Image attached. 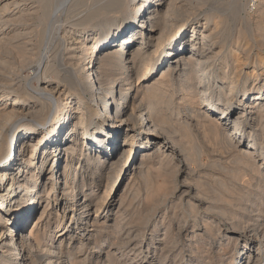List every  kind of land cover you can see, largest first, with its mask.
I'll return each instance as SVG.
<instances>
[{"label":"bare ground","instance_id":"obj_1","mask_svg":"<svg viewBox=\"0 0 264 264\" xmlns=\"http://www.w3.org/2000/svg\"><path fill=\"white\" fill-rule=\"evenodd\" d=\"M243 10L241 0H0V264H85L63 241L109 228L116 178L160 162L171 186L150 200L144 226L169 197L181 213L173 234L146 243L147 263L192 264L177 245L191 252L222 227L244 240L237 264H261L264 203L254 221L248 209L264 196V0L253 20ZM199 135L230 158L210 157L211 184L205 144L184 141ZM51 201L55 215L71 213L55 230ZM107 239L92 248L112 262Z\"/></svg>","mask_w":264,"mask_h":264},{"label":"rangeland","instance_id":"obj_2","mask_svg":"<svg viewBox=\"0 0 264 264\" xmlns=\"http://www.w3.org/2000/svg\"><path fill=\"white\" fill-rule=\"evenodd\" d=\"M260 1H261L260 3L258 2L259 4L256 3V7L260 6L263 0H260ZM241 3H242V6L244 8L243 13L241 15L247 16L248 18L253 20L254 19V9L256 8L253 5V3H255V0H241ZM114 12H116V11L110 12L109 14L111 15ZM106 21H108V20L104 19L100 22V24H98V26L95 24H92L91 26L85 27L84 30L93 29V28L98 29V30L102 29L107 25ZM157 77H158V75L155 78H157ZM90 89L92 90L93 87L91 86ZM184 141H185V143L190 142L189 144L193 143L192 147H193V145H196V144H197L196 146H200L201 143H202V145L205 144L204 145L205 150L202 151V153L200 154V158H199L203 164V168L201 169L200 174L203 176L202 178H205V180H207L208 184H211L212 182L210 181V177L212 175L214 176L217 174L219 167L215 166V168H214L213 166L209 165L208 162L210 160V157L213 156L211 158H215L218 162L222 163V165L229 164L230 158L228 157V155L226 153H224L225 152L224 149L220 148L216 144H211L209 142H205L202 135L201 136L199 135L195 138H192V137L185 138ZM189 148H190L189 149V151H190L191 146H189ZM138 157H140V153L133 150V154L131 156L132 160H134ZM153 159H154V161L158 160L157 157H154ZM150 164H152V163H150ZM162 164H163L162 162H160L158 164H156V163L153 164L152 165L153 172L152 171L149 172V174L147 176L143 175L144 177L141 176L140 174L137 175V174H135V172H133V170H132L133 165H131L129 168H127L126 172L122 173L119 176V178H116L117 180H115V182H113V185L109 189V192H108V198L105 199L107 201V200H110V198H115V201L112 205V208L110 209L111 211H109V214L107 216V219H110L109 224L111 226L109 225V228H105L106 230L104 229V231H103V229H101L100 234L93 233V235L91 236L92 238L89 237V239H88V236L85 239V236L81 235V238L83 237L82 240H80V238L78 236H75V237L73 236L69 239V241H70L69 244L67 243L68 239L66 241H63L62 245L65 248L62 251L65 253L64 250H66L67 247H70L71 250L76 251V253L78 252L77 254L73 252L74 255L77 257V259L86 258L85 264H106V263L107 264H148L146 261L147 259H145L144 256L142 255L143 253H141V252H144V250L146 251V246H147L146 243L147 244L149 242H150V244L154 243V241L158 237L159 238L163 237V239L167 238V235L165 233L167 231H168L167 233H170V235L173 234L175 231L174 229H175L177 222H178L177 218H178L179 214L181 213L179 208L177 206H175V205H177L178 201L174 197L173 198L167 197L168 198V200L166 199L167 200L166 201L167 202L166 203L167 208L161 207L157 212H155V216L153 218L154 219L153 223H150V224L144 226L145 213H146L145 210L148 209V207L150 206V204L152 203L153 199L156 196L160 197V195L164 192V190L166 188H170V186H171V184L169 183V177L167 178L166 175L164 176L165 171L162 168V166H163ZM159 173H161V174H159ZM57 176H58V174H57ZM153 177H155V178H153ZM164 179L167 182H165ZM180 179L181 178H178L179 181H180ZM59 181H60V179H59ZM162 182H165L164 183L165 186L163 185V187H161L163 184ZM103 183H104V180H102V182L101 181L97 182V186L95 187L96 188L95 191L97 194L103 190V188H104ZM160 183H161V185H160ZM151 184H153V185H151ZM55 186L58 187V182ZM158 186H159V188H158ZM43 187H44V185L41 186V191L43 190ZM154 187H157L159 190L157 188H154ZM156 191H157V193H159V195L156 193ZM148 192H149V194H148ZM152 192H154V193L150 194ZM55 194H57V193H55ZM253 195H252V201H251V203L249 205V209H248L250 221H254L253 220L254 216L252 217V214H254L255 212L257 214H259L260 209H262L263 203H264V196H260V195L257 196L258 194H253ZM147 197H148L149 201H148ZM158 197H156V198H158ZM151 199H152V201L150 202ZM184 202L186 203V200ZM119 203H121L122 209L119 213L120 215L117 214V215H119V216H117V215L112 214L111 212L115 213L116 207L118 206ZM52 204H53V202L51 201L50 206L48 208L49 214H47V218L49 217V219H48V221H49L48 225L50 226L49 229L55 230L56 225L58 223V219H60L63 224L64 223L69 224L71 222L69 219L71 217L70 216L71 213H69V215L66 217L67 220L69 221V222H67L66 218L61 217V213L58 215H55L56 210L60 209V207L59 206H57V207L52 206ZM41 205L42 204L37 205L35 210H34L35 211L34 212L35 220L37 219V217L41 213V210H43V207H41ZM257 207L259 208V210L255 211V209ZM96 214H99V212H97L94 209H91L89 212L90 218H93L94 215H96ZM115 216H117V218H119V219L121 218L120 221H118L119 222L118 228H117V225L114 224V217ZM154 223H156L157 226L154 225ZM212 224L214 225V223H212ZM114 225L116 227H114ZM154 226L156 228H154ZM73 227H74V225H71L69 227L70 230L68 231V234L71 233V229ZM221 228L218 229V226L216 227V229H218L217 230L218 232L214 229V231L211 235L212 238L209 235H207L205 239L199 238V237L195 238V240L192 241V250L193 251L191 250V252L186 251L187 248L189 247L186 244L184 246H182V248L178 244L177 245L178 247L176 249L183 250L182 255H186V254L189 255L190 254L189 258L191 259L192 264H237L238 262L236 260L238 259V252H239L240 248L244 245L243 244L244 240H242V239L234 240V238L230 235V232L225 231L224 228H222V230H221ZM26 229H28V228H26ZM41 229H42V225H39V228H37V231L39 230V232H41L40 231ZM114 229H115V231H114ZM151 230H152V232H151ZM45 231H47V230H45ZM221 231H223V232H221ZM215 232H217V233H215ZM143 234H144V237H143ZM189 235L193 236L192 233H189ZM66 237H68V235H66L65 238ZM97 237L100 239L96 240V239H98ZM214 237H216V238H214ZM106 238H108L107 240H105V242L107 241L106 244L111 242V241H113L115 243L114 247L116 250V252H115L116 254L114 257L115 259L113 258L112 262H108V260H106V258H104L103 256L99 257V259H98L97 256L95 255L96 252L92 248L95 244L100 245V241L103 240V242H104V239H106ZM148 239H149V241L146 242ZM208 240H210V241H208ZM80 241H82L81 242L82 247L78 250V249H76L77 248L76 246H78V243ZM254 242L250 243V245H249V249L253 250V251L256 250V246H257L256 241H254ZM80 250L82 252H80ZM170 254H171V252L168 253V259H170ZM64 255L66 257L68 256L66 253ZM64 255H62V256L64 257ZM83 255H84V257H82ZM142 256H143V259H142ZM263 263H264V255L262 256V259H261V264H263ZM150 264H159V263L157 260H155V262H151ZM171 264H173V263H171Z\"/></svg>","mask_w":264,"mask_h":264}]
</instances>
